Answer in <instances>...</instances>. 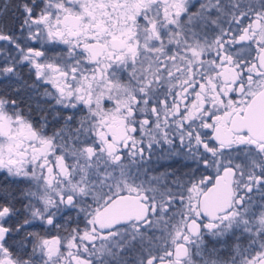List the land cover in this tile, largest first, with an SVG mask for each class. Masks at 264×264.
<instances>
[{
  "label": "snow or ice",
  "instance_id": "6c2138e0",
  "mask_svg": "<svg viewBox=\"0 0 264 264\" xmlns=\"http://www.w3.org/2000/svg\"><path fill=\"white\" fill-rule=\"evenodd\" d=\"M0 264H264V0H0Z\"/></svg>",
  "mask_w": 264,
  "mask_h": 264
},
{
  "label": "flooded vegetation",
  "instance_id": "af4514ba",
  "mask_svg": "<svg viewBox=\"0 0 264 264\" xmlns=\"http://www.w3.org/2000/svg\"><path fill=\"white\" fill-rule=\"evenodd\" d=\"M38 46V45H37Z\"/></svg>",
  "mask_w": 264,
  "mask_h": 264
}]
</instances>
